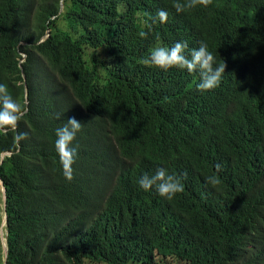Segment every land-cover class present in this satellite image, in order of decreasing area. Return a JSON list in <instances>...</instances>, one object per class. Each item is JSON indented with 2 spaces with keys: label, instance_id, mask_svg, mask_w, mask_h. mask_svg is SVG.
Listing matches in <instances>:
<instances>
[{
  "label": "trees",
  "instance_id": "16d2710c",
  "mask_svg": "<svg viewBox=\"0 0 264 264\" xmlns=\"http://www.w3.org/2000/svg\"><path fill=\"white\" fill-rule=\"evenodd\" d=\"M176 2L0 0V83L27 134L0 133L8 264H264V0ZM176 42L225 63L218 87L142 63ZM72 117L68 181L55 130ZM160 167L182 178L172 200L139 187Z\"/></svg>",
  "mask_w": 264,
  "mask_h": 264
},
{
  "label": "clouds",
  "instance_id": "9594fccd",
  "mask_svg": "<svg viewBox=\"0 0 264 264\" xmlns=\"http://www.w3.org/2000/svg\"><path fill=\"white\" fill-rule=\"evenodd\" d=\"M211 3L212 0H184L183 3L177 0L173 7L179 13L201 5L207 7ZM157 18L161 23H164L167 21L168 14L164 10H159ZM141 35L145 34L141 33ZM187 47L186 42H176L170 48L164 46L154 47L150 50L148 56L142 60V63L145 66L157 67L163 70L179 68L182 70L186 69L189 73L199 71L200 83L197 85L198 90L210 91L218 87L222 75L225 73V63H216L215 56L209 51L206 43L202 42L198 49H193L190 57L184 54ZM25 111L26 109H23L10 94L8 86L0 83V133H15L14 140L17 143L26 139V133L17 131L19 121ZM81 127V122L72 117L63 126L55 130V149L59 156L63 175L68 181L73 179L72 165L77 155V149L71 145ZM216 169L217 171L220 170L219 164L216 165ZM206 182L213 187L221 183L216 175L207 177ZM138 184L144 191H149L155 186L159 195L168 200H172L177 194L184 191L182 178L175 174H170L164 167L158 168L154 175H143L139 179ZM6 231L4 232L6 233Z\"/></svg>",
  "mask_w": 264,
  "mask_h": 264
},
{
  "label": "water",
  "instance_id": "95a60500",
  "mask_svg": "<svg viewBox=\"0 0 264 264\" xmlns=\"http://www.w3.org/2000/svg\"><path fill=\"white\" fill-rule=\"evenodd\" d=\"M62 8V5L60 6V10ZM24 78V77H23ZM11 153L9 152H6V153H3L2 154V160L5 158V156L7 155H10ZM0 184H1V187H2V195H3V209H4V213H5V226L7 225V214H6V208H7V193H6V188L4 186V183L2 181V179L0 178ZM8 231H6V233L2 230L0 232V241H1V245L3 247V250H4V256H5V261H4V264H8V252H9V249H8ZM6 240V242H4Z\"/></svg>",
  "mask_w": 264,
  "mask_h": 264
},
{
  "label": "rangeland",
  "instance_id": "374dc122",
  "mask_svg": "<svg viewBox=\"0 0 264 264\" xmlns=\"http://www.w3.org/2000/svg\"><path fill=\"white\" fill-rule=\"evenodd\" d=\"M5 214H4V209H3V195H2V187L0 184V232L2 230L5 231ZM5 261V256H4V250L2 245H0V264H4ZM166 264H178L174 262L173 260L169 259L166 261Z\"/></svg>",
  "mask_w": 264,
  "mask_h": 264
},
{
  "label": "bare ground",
  "instance_id": "6f19581e",
  "mask_svg": "<svg viewBox=\"0 0 264 264\" xmlns=\"http://www.w3.org/2000/svg\"><path fill=\"white\" fill-rule=\"evenodd\" d=\"M4 242H6V240Z\"/></svg>",
  "mask_w": 264,
  "mask_h": 264
}]
</instances>
